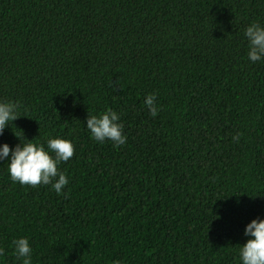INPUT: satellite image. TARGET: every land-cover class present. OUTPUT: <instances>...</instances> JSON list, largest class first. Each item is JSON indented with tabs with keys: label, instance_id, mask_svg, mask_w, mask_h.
<instances>
[{
	"label": "trees",
	"instance_id": "1",
	"mask_svg": "<svg viewBox=\"0 0 264 264\" xmlns=\"http://www.w3.org/2000/svg\"><path fill=\"white\" fill-rule=\"evenodd\" d=\"M253 22L264 0H0V100L19 103L0 143L74 145L60 195L0 161V264H22L20 237L32 264H240L246 224L264 218ZM106 110L119 147L85 127Z\"/></svg>",
	"mask_w": 264,
	"mask_h": 264
},
{
	"label": "clouds",
	"instance_id": "2",
	"mask_svg": "<svg viewBox=\"0 0 264 264\" xmlns=\"http://www.w3.org/2000/svg\"><path fill=\"white\" fill-rule=\"evenodd\" d=\"M243 35L247 41V59L252 63L264 61V25L253 22L244 29ZM143 103L151 116L158 114L159 106L154 93L146 95ZM18 108V102L0 100V135L18 117ZM119 120V114L112 110L99 114L87 113L85 127L94 141L104 143L107 140L112 142L113 147H119L127 140ZM239 137L238 133L233 136V140L238 142ZM24 140L26 142L11 147L7 143H0V161H7L11 181L33 187L51 185L57 195L62 194L69 178L58 170V165L73 157L72 141L61 137L49 138L45 147L32 140ZM243 234L249 239L239 245L240 264H264V218L252 219L246 224ZM12 244L15 255L22 258V264H32L33 249L28 238L14 239ZM3 251L0 248V256Z\"/></svg>",
	"mask_w": 264,
	"mask_h": 264
}]
</instances>
